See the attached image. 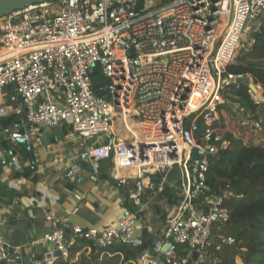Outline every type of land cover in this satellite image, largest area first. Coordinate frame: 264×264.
<instances>
[{
	"label": "built area",
	"instance_id": "obj_1",
	"mask_svg": "<svg viewBox=\"0 0 264 264\" xmlns=\"http://www.w3.org/2000/svg\"><path fill=\"white\" fill-rule=\"evenodd\" d=\"M260 29L264 0H61L0 18V117L26 114L31 128L70 121L80 136L104 141L83 160L111 161L119 187L134 182V210L110 229H54L39 242L43 255L30 253L27 261L0 234V264H61L81 241L100 249L136 246L143 197L167 186L177 198L163 234L169 247L143 248L136 264H191L195 252L193 264H200L211 248L234 245L222 234L230 220L227 194L215 191L207 175L210 159L232 144L218 131L219 105L243 75L226 74V67L245 42L253 44L246 33ZM95 69L108 98L94 89ZM249 93L255 104L264 102ZM21 128L1 127L0 137L26 145L31 136ZM18 162L13 147L0 151L1 167ZM181 246L189 257L178 255Z\"/></svg>",
	"mask_w": 264,
	"mask_h": 264
},
{
	"label": "crops",
	"instance_id": "obj_2",
	"mask_svg": "<svg viewBox=\"0 0 264 264\" xmlns=\"http://www.w3.org/2000/svg\"><path fill=\"white\" fill-rule=\"evenodd\" d=\"M6 107L10 112L15 108L12 103ZM15 122L21 123L22 133L29 132L31 143L19 145L9 137H0V151L13 147L19 156L16 166H0V234L10 246L24 249V261L30 253L43 255L46 247L39 242L54 229H62L69 235L75 227L105 231L134 210L129 198L133 180L126 187H119L112 178L111 161L81 158L87 149L104 142L101 137L80 136L70 121L52 128L42 125L31 128L26 114L0 117V128ZM70 171L74 174L68 177ZM166 188L175 196V187ZM146 195L139 213L145 231L144 228L136 231V246L151 248L153 252L159 246L165 250L168 242L163 237L164 228L176 207L163 193ZM47 217L58 224L53 225ZM84 252L89 255L91 246L77 252L72 262H77Z\"/></svg>",
	"mask_w": 264,
	"mask_h": 264
},
{
	"label": "trees",
	"instance_id": "obj_3",
	"mask_svg": "<svg viewBox=\"0 0 264 264\" xmlns=\"http://www.w3.org/2000/svg\"><path fill=\"white\" fill-rule=\"evenodd\" d=\"M250 40L253 44L248 47V63L230 64L226 74L249 75L256 85L264 87V31L251 32ZM223 100L219 105L218 131L232 144L223 157L210 159L207 181L215 191L227 194L225 206L230 211V220L222 234L235 238L236 243L225 245L219 251L211 248L200 264H264V144L254 141V130L264 137V102L255 105L249 88L236 83L223 91ZM230 104H240L243 111L235 112ZM224 113L233 117L243 129L251 130L248 142L228 131ZM245 121L247 125L243 124ZM252 124L258 125L257 129ZM199 125L201 129L205 127L202 121ZM172 193L166 188L163 194L175 203L177 198ZM88 245L91 246L89 255L84 252L77 262H72L75 254ZM142 249L134 245H113L97 251L94 244L85 242L72 250L65 264H136ZM179 251L180 257L190 256L187 251H182V246Z\"/></svg>",
	"mask_w": 264,
	"mask_h": 264
},
{
	"label": "water",
	"instance_id": "obj_4",
	"mask_svg": "<svg viewBox=\"0 0 264 264\" xmlns=\"http://www.w3.org/2000/svg\"><path fill=\"white\" fill-rule=\"evenodd\" d=\"M58 1H61V0H0V18L4 17L6 15H9L12 12H15L17 10L23 9L25 7H28V6H31V5H34V4L45 3V2H58ZM247 53H248V51L241 49L240 56L236 58L237 59L236 63H245V64H247L248 63L247 60H246ZM132 54H133V52H132ZM93 75H94L93 83L95 84L94 85V89L97 90V94L98 95H104V91L99 90L101 85L97 84L98 82H100L102 80L101 77L97 76L98 75V69H95L93 71ZM235 83L238 84V85L242 84V85L247 86L249 88V90L251 92H253L254 95H256V97H257V99L259 101H261V100L264 101V96L259 93V90H258L259 86L254 83V81H253L251 76L243 75L241 77H237L236 80H235ZM104 97L108 98L107 95H104ZM230 105H231L232 109L237 111L233 104H230ZM237 117L239 119H241L240 115H238ZM244 125H247V123H245ZM28 134H29V132H28ZM30 143H31V141H30ZM84 161H89V159H86ZM140 222L143 225V228H144V231H145L144 221L141 220ZM7 244H9V243H7ZM168 247H169V245L166 247V249ZM97 249L100 250L99 247ZM21 252H22V254L24 256V249H22ZM12 253H13V250L11 249V254ZM197 258H198V253L195 252L193 254L192 259L190 260V263L191 264L195 263Z\"/></svg>",
	"mask_w": 264,
	"mask_h": 264
},
{
	"label": "rangeland",
	"instance_id": "obj_5",
	"mask_svg": "<svg viewBox=\"0 0 264 264\" xmlns=\"http://www.w3.org/2000/svg\"><path fill=\"white\" fill-rule=\"evenodd\" d=\"M251 32L252 31H249L248 33H246L245 38H244L245 41H249L250 40ZM246 43L247 42H245V45L241 49L248 51V47L249 46ZM241 49H240L239 54H238L237 57L240 56ZM236 62H237V59H236ZM258 90H259V93L260 94H262V95L264 94V87L261 86V88H258ZM255 105H258V104H255ZM225 116L227 117L226 121H227V125H228L227 126L228 131H232L233 135H235L236 137L242 138L244 141H247L248 142L249 139H250V137H251V130H245V129H243L242 128L243 126L241 127V125L237 121H235V119L233 117L229 116L228 114H225ZM220 118H221V113H220ZM249 123L251 125V122H249ZM252 125H253V128L254 129H257V126H255V124H252ZM254 132H255L254 135L256 134V138H254V141L257 142V143L264 144V137L258 135L256 133L257 132L256 130H254ZM221 134L223 135V133H221ZM259 136H260V138H259Z\"/></svg>",
	"mask_w": 264,
	"mask_h": 264
}]
</instances>
